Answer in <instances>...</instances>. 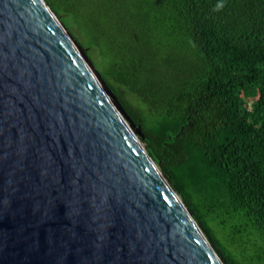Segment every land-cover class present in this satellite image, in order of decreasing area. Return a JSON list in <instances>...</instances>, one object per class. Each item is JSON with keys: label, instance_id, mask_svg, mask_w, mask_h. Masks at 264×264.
Returning <instances> with one entry per match:
<instances>
[{"label": "water", "instance_id": "95a60500", "mask_svg": "<svg viewBox=\"0 0 264 264\" xmlns=\"http://www.w3.org/2000/svg\"><path fill=\"white\" fill-rule=\"evenodd\" d=\"M45 0H0V264H224Z\"/></svg>", "mask_w": 264, "mask_h": 264}, {"label": "trees", "instance_id": "16d2710c", "mask_svg": "<svg viewBox=\"0 0 264 264\" xmlns=\"http://www.w3.org/2000/svg\"><path fill=\"white\" fill-rule=\"evenodd\" d=\"M224 264H264V0H45Z\"/></svg>", "mask_w": 264, "mask_h": 264}, {"label": "rangeland", "instance_id": "374dc122", "mask_svg": "<svg viewBox=\"0 0 264 264\" xmlns=\"http://www.w3.org/2000/svg\"><path fill=\"white\" fill-rule=\"evenodd\" d=\"M142 141V140H141ZM142 143L144 144V146L146 147V143L144 141H142ZM147 148V147H146Z\"/></svg>", "mask_w": 264, "mask_h": 264}]
</instances>
